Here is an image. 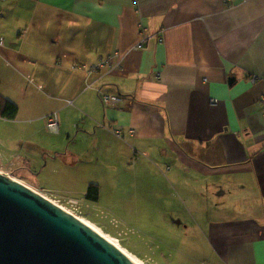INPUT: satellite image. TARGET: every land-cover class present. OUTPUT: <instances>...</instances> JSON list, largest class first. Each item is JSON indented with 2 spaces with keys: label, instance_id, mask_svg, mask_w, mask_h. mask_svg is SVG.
Wrapping results in <instances>:
<instances>
[{
  "label": "crops",
  "instance_id": "obj_1",
  "mask_svg": "<svg viewBox=\"0 0 264 264\" xmlns=\"http://www.w3.org/2000/svg\"><path fill=\"white\" fill-rule=\"evenodd\" d=\"M0 38L1 172L91 209L132 191L218 263L264 264V0H0Z\"/></svg>",
  "mask_w": 264,
  "mask_h": 264
},
{
  "label": "water",
  "instance_id": "obj_2",
  "mask_svg": "<svg viewBox=\"0 0 264 264\" xmlns=\"http://www.w3.org/2000/svg\"><path fill=\"white\" fill-rule=\"evenodd\" d=\"M0 264H133L97 232L0 171Z\"/></svg>",
  "mask_w": 264,
  "mask_h": 264
},
{
  "label": "rangeland",
  "instance_id": "obj_3",
  "mask_svg": "<svg viewBox=\"0 0 264 264\" xmlns=\"http://www.w3.org/2000/svg\"><path fill=\"white\" fill-rule=\"evenodd\" d=\"M16 176H19L16 174ZM44 195H49L50 199H60L64 192L46 191ZM174 190L168 189L167 199L175 200ZM53 195V196H50ZM116 196H122L131 206L124 209L118 204H109L107 198L100 199L94 207L81 204L76 210L65 205L59 200V205L66 207L90 224L106 238L116 244L127 253L137 264H220L215 259L210 258V253L200 236H194L192 230L185 231L182 228L170 231L164 221L149 219L143 211L151 208L146 205L150 201L143 200L137 205L133 192L127 196L116 192ZM59 197V198H58ZM127 197V199H126ZM121 208V209H119ZM176 215V214H175ZM183 217V214H178ZM226 216L230 212L226 211ZM177 216V215H176ZM198 219V216H197ZM184 223L186 219L184 217ZM193 236V237H192ZM195 239V240H194ZM195 243L192 245V243ZM197 245V247H196Z\"/></svg>",
  "mask_w": 264,
  "mask_h": 264
},
{
  "label": "built area",
  "instance_id": "obj_4",
  "mask_svg": "<svg viewBox=\"0 0 264 264\" xmlns=\"http://www.w3.org/2000/svg\"><path fill=\"white\" fill-rule=\"evenodd\" d=\"M140 0H136V2H139ZM2 45V39L0 38V46ZM142 42H139L135 48L137 49H140L142 48ZM114 59H113V56H107L105 59H102L100 60V62L98 63V65L94 68L98 69L100 67H104V66H112V67H118L119 66V62L116 61V62H113ZM101 101H102V104L104 107H110L116 103H118L120 101V98L116 97V96H113V95H110V94H102L101 95ZM213 101V100H212ZM71 104V102H69ZM46 127L48 129V131L50 133H57L58 132V117H57V113L56 112H53L51 114H49L47 117H46ZM134 130L133 129H129L128 131V134L129 135H133L134 134ZM113 133V132H112ZM116 135V137H118L119 139H122V135L120 133H117L115 132L114 133ZM7 176L13 178L11 176V174L9 173H5ZM39 194H41L42 196H44L46 199H49V200H52L56 205L58 206H61L59 205V200H62V202L65 204V205H68L69 207L73 208V211L74 209L76 210V208H78L79 206H81V203H78V202H72L70 199H66V198H60L59 200L58 199H50L48 196L49 195H44L43 193H40L38 192ZM51 196V195H50ZM62 208H64L65 210H67L66 212L72 214L73 216H76V214H74L73 211L67 209L66 207L64 206H61ZM64 210V211H65Z\"/></svg>",
  "mask_w": 264,
  "mask_h": 264
},
{
  "label": "trees",
  "instance_id": "obj_5",
  "mask_svg": "<svg viewBox=\"0 0 264 264\" xmlns=\"http://www.w3.org/2000/svg\"><path fill=\"white\" fill-rule=\"evenodd\" d=\"M17 113V107L13 103L7 101L0 95V118L12 120ZM98 188L95 184H90L85 192V200L95 203L98 200Z\"/></svg>",
  "mask_w": 264,
  "mask_h": 264
},
{
  "label": "bare ground",
  "instance_id": "obj_6",
  "mask_svg": "<svg viewBox=\"0 0 264 264\" xmlns=\"http://www.w3.org/2000/svg\"><path fill=\"white\" fill-rule=\"evenodd\" d=\"M49 200V199H48ZM50 202H52L53 204H55L52 200H49ZM56 205V204H55ZM58 206V205H57ZM59 208H61L62 210H65L64 208H62L61 206H58ZM67 211V210H65ZM68 213V212H67ZM70 214V213H69ZM72 215V214H71ZM76 218H78L81 222H83L84 224H86L87 226H89L92 230H94L95 232H97L100 236H102V238H104L106 241H108L111 245H113L115 248H117L120 252H122V254H124V256H126L133 264H137L127 253H125L121 248H119L116 244H114L112 241H110L108 238H106L103 234H101L98 230H96L94 227H92L90 224H88L87 222H85L83 219H81L80 217L75 216Z\"/></svg>",
  "mask_w": 264,
  "mask_h": 264
}]
</instances>
